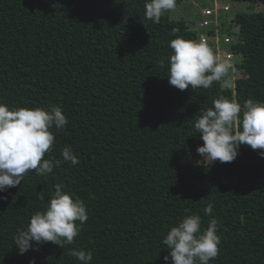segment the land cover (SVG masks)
Returning <instances> with one entry per match:
<instances>
[{
    "label": "trees",
    "instance_id": "obj_1",
    "mask_svg": "<svg viewBox=\"0 0 264 264\" xmlns=\"http://www.w3.org/2000/svg\"><path fill=\"white\" fill-rule=\"evenodd\" d=\"M146 2L0 0V103L57 106L68 120L50 129L55 141L44 156L60 165L47 176L29 171L0 193V264H80L72 249L90 251V264H171L163 238L190 215L201 217V231L218 221L219 254L209 264H264V150L240 145L231 163H198L203 141L194 129L201 108L220 96L264 102V0L233 17L244 73L235 87L183 91L167 79L176 34L168 21L145 19ZM191 27L195 19L180 27L185 40ZM66 147L77 164L63 160ZM57 184L84 203L87 221L73 244L20 255L17 230L46 209ZM236 203L239 212L223 211Z\"/></svg>",
    "mask_w": 264,
    "mask_h": 264
},
{
    "label": "clouds",
    "instance_id": "obj_2",
    "mask_svg": "<svg viewBox=\"0 0 264 264\" xmlns=\"http://www.w3.org/2000/svg\"><path fill=\"white\" fill-rule=\"evenodd\" d=\"M176 6L177 0H148L144 5L145 19L159 23L161 17L174 11ZM176 31L173 29V33ZM169 47L173 50L167 78L170 85L181 91L189 87L192 90L209 89L214 82L223 89L235 87V67L229 59L216 55L203 38L197 42L177 37L169 42ZM67 123V118L57 106H50L49 110H10L0 103V193L20 185L29 171L47 176L60 165V160L44 159V156L50 153L55 141L50 129L62 130ZM194 129L203 141V145L196 149L202 158L198 163H231L237 158L240 145L264 150V102L249 99L241 105L236 100L220 96L213 101L212 107L201 108ZM259 155L264 158V151ZM62 158L74 165L78 163L77 156L69 147L62 150ZM63 187L55 185V193L47 199L46 209L31 216L26 230H17L14 245L20 255L38 250L37 246L46 242L62 248L74 243L88 216L84 203L64 192ZM37 198L45 200L44 190L37 193ZM212 210L213 205L209 203L204 214L209 215ZM201 227L199 215L187 216L178 226L171 227L162 241L169 250V255L164 257L165 262L171 258V264H209L216 258L220 244L218 221L213 218L206 229L201 231ZM69 255L80 264H90L92 260L90 251L72 249ZM30 264H35L34 260Z\"/></svg>",
    "mask_w": 264,
    "mask_h": 264
},
{
    "label": "built area",
    "instance_id": "obj_3",
    "mask_svg": "<svg viewBox=\"0 0 264 264\" xmlns=\"http://www.w3.org/2000/svg\"><path fill=\"white\" fill-rule=\"evenodd\" d=\"M206 1L204 5L203 2ZM240 3L237 0H202L198 5L197 14L195 16L196 27L194 31L193 41H200L202 38L207 42L214 53L221 58H226L231 61L236 71L238 64L243 60L239 44L241 41L238 33L239 28L235 31L225 29V18L229 20V25L235 22L230 17L236 4ZM237 27L235 24L233 25ZM235 71V72H236ZM236 73H234L235 79Z\"/></svg>",
    "mask_w": 264,
    "mask_h": 264
},
{
    "label": "rangeland",
    "instance_id": "obj_4",
    "mask_svg": "<svg viewBox=\"0 0 264 264\" xmlns=\"http://www.w3.org/2000/svg\"><path fill=\"white\" fill-rule=\"evenodd\" d=\"M202 0H177V6L176 9L174 11L165 13L162 17L161 20H165L168 21L171 29L173 31V29H176L177 31L175 32L176 37H174L173 39L177 38V37H181L184 39V37L179 33H183V31L181 30V25L184 24H188L189 22L191 23V21H193L194 16H196L197 14V9H198V5H200V2ZM263 0H240V3L236 4V7L233 9V12L231 13L230 17L233 18L235 16V13L237 11H250V10H260L263 8ZM206 3V1L203 2L202 5H204ZM188 14H190V21H189V16ZM224 21L229 24V20L227 18L224 19ZM236 23V21H235ZM232 30L235 31L234 29H238V27L232 26ZM237 32V31H235ZM235 75V80H237L238 78L242 77L244 75L243 70H237ZM247 77V75H245V78ZM261 178L264 179V170L263 172H261L259 174ZM242 180H247L246 179H242ZM250 181L254 182L256 181V174L252 173L250 174ZM246 190V189H245ZM247 192V191H246ZM223 211H240L241 210V203H236L233 205H225L223 206Z\"/></svg>",
    "mask_w": 264,
    "mask_h": 264
}]
</instances>
